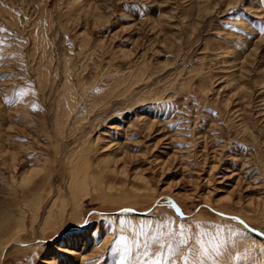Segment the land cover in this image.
Wrapping results in <instances>:
<instances>
[{"label":"rangeland","instance_id":"rangeland-1","mask_svg":"<svg viewBox=\"0 0 264 264\" xmlns=\"http://www.w3.org/2000/svg\"><path fill=\"white\" fill-rule=\"evenodd\" d=\"M181 222L264 264V0H0V264H143Z\"/></svg>","mask_w":264,"mask_h":264},{"label":"snow or ice","instance_id":"snow-or-ice-1","mask_svg":"<svg viewBox=\"0 0 264 264\" xmlns=\"http://www.w3.org/2000/svg\"><path fill=\"white\" fill-rule=\"evenodd\" d=\"M173 207L176 206L173 204ZM177 213L180 212L179 208H176ZM124 221H121V225H124ZM89 221H85L83 224L72 225L69 224L62 235L67 243L65 247L71 249L73 243L80 238H83V231L88 227ZM197 228H200L199 233H194L191 230V225L181 222L176 226L175 231H168L166 233L167 239L152 237V240L156 246L160 248L159 252H152L148 245H145V250L137 255L136 260L140 261L143 257V264H175L173 259L177 254L181 252L184 246L188 247V252L183 255V264H213L216 257L213 253L218 252V246L215 241L221 234L222 228L220 226H214L215 232L211 230L212 225H209L206 229L203 222H196ZM80 230V231H77ZM143 230L141 229V233ZM208 237V239H204ZM126 238L121 236L119 243H125ZM48 243V242H44ZM139 247V245H137ZM165 249L167 255H165ZM116 250V249H114ZM129 249L125 247L124 254L121 255L118 264H125ZM39 264V262H37Z\"/></svg>","mask_w":264,"mask_h":264}]
</instances>
